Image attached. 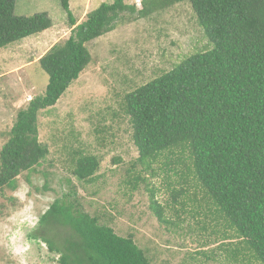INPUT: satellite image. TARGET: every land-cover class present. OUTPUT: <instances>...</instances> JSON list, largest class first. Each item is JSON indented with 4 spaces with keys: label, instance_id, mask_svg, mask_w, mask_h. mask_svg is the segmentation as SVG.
Segmentation results:
<instances>
[{
    "label": "trees",
    "instance_id": "trees-1",
    "mask_svg": "<svg viewBox=\"0 0 264 264\" xmlns=\"http://www.w3.org/2000/svg\"><path fill=\"white\" fill-rule=\"evenodd\" d=\"M128 1L104 3L78 24L69 0H60L71 35L39 61L49 83L42 96L19 112L2 148L0 191L15 192L18 179L47 160L50 151L39 141L40 116L56 107L89 67L92 56L87 46L127 22L123 17L127 13L131 23L188 3L208 49L126 96L137 163L150 171L164 155L188 153L187 171L227 229L236 234L224 236L233 262H242L239 258L248 252L264 264V0H143L142 10ZM16 3L0 0V50L53 26L48 14L17 16ZM173 164L170 161L165 167ZM74 167L78 181L92 183L100 161L80 155ZM140 177L135 179V190L139 182H145ZM75 196L56 200L41 218L42 225L71 230L61 249L48 238L32 235L60 255L59 264H151L132 236L121 237L101 224L98 217L82 209ZM152 209L162 224H170L158 203ZM235 240L239 241L236 245Z\"/></svg>",
    "mask_w": 264,
    "mask_h": 264
},
{
    "label": "rangeland",
    "instance_id": "rangeland-1",
    "mask_svg": "<svg viewBox=\"0 0 264 264\" xmlns=\"http://www.w3.org/2000/svg\"><path fill=\"white\" fill-rule=\"evenodd\" d=\"M114 1L69 0L78 24L102 4ZM128 4L143 9V0ZM15 14H48L53 26L0 50V154L19 112L47 89L49 77L40 59L71 35L60 0H17ZM123 17L127 22L116 31L87 46L92 56L89 67L56 107L41 114L39 141L50 154L41 167L18 179L17 190L28 189L26 198L20 200L8 189L0 191V264H20L21 260L24 264H59L60 255L51 253L43 240L32 239V235L48 238L61 249L71 230L42 225L41 218L56 200L74 193L82 209L98 217L101 224L121 237L132 236L151 264H259L248 252L239 258L240 263L231 259L224 236L236 234L227 229L187 171L188 153L164 155L150 171L137 163L139 153L132 140L125 98L189 56L208 49L191 5L179 4L137 22L129 23L128 13ZM80 155L100 161L92 183L73 176ZM179 159L181 163L176 162ZM170 161L175 164L165 167ZM139 175L145 182H139L135 190ZM181 191L183 195L177 196ZM154 202L164 209L170 224L158 220ZM25 208L39 219L34 228L21 215ZM235 241L236 245L239 241ZM13 246L26 253L13 255Z\"/></svg>",
    "mask_w": 264,
    "mask_h": 264
},
{
    "label": "clouds",
    "instance_id": "clouds-1",
    "mask_svg": "<svg viewBox=\"0 0 264 264\" xmlns=\"http://www.w3.org/2000/svg\"><path fill=\"white\" fill-rule=\"evenodd\" d=\"M27 191H28L27 187L24 186L21 189H18L16 192H14L13 195L20 200H24L26 198ZM21 215L25 220L28 221L29 225L33 228L39 223L38 217L30 215V210L28 208L23 209ZM11 250L13 255L23 256L24 253H26V249L18 248L16 246H13ZM20 264H24V261L21 260Z\"/></svg>",
    "mask_w": 264,
    "mask_h": 264
}]
</instances>
